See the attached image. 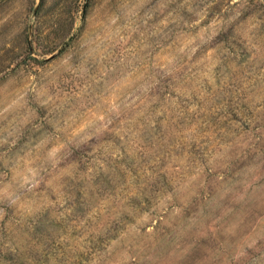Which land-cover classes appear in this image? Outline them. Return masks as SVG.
I'll return each instance as SVG.
<instances>
[{
  "label": "rangeland",
  "instance_id": "1",
  "mask_svg": "<svg viewBox=\"0 0 264 264\" xmlns=\"http://www.w3.org/2000/svg\"><path fill=\"white\" fill-rule=\"evenodd\" d=\"M0 264H264V0H0Z\"/></svg>",
  "mask_w": 264,
  "mask_h": 264
},
{
  "label": "clouds",
  "instance_id": "2",
  "mask_svg": "<svg viewBox=\"0 0 264 264\" xmlns=\"http://www.w3.org/2000/svg\"><path fill=\"white\" fill-rule=\"evenodd\" d=\"M231 2H232L233 4H236V3H238V0H231ZM214 23H222V21H216V22H214ZM216 34H217L216 32H213L212 37H209V39H212ZM181 51H183V49H181ZM193 51H195V49H193ZM81 130H83V129H81ZM65 147H66L65 144H61V145H60V148H65ZM56 151H58V149H54L53 152H52V155H55V152H56Z\"/></svg>",
  "mask_w": 264,
  "mask_h": 264
},
{
  "label": "water",
  "instance_id": "3",
  "mask_svg": "<svg viewBox=\"0 0 264 264\" xmlns=\"http://www.w3.org/2000/svg\"><path fill=\"white\" fill-rule=\"evenodd\" d=\"M38 5H39V2L36 4V6L34 7V9H33V14H35V12H36V10H37V7H38Z\"/></svg>",
  "mask_w": 264,
  "mask_h": 264
}]
</instances>
